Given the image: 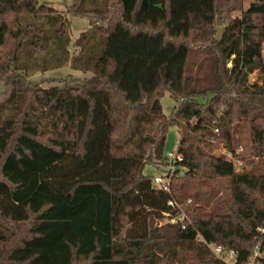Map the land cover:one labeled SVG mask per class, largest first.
<instances>
[{
    "label": "trees",
    "instance_id": "1",
    "mask_svg": "<svg viewBox=\"0 0 264 264\" xmlns=\"http://www.w3.org/2000/svg\"><path fill=\"white\" fill-rule=\"evenodd\" d=\"M83 1L68 12L105 35L91 77L42 88L20 64L35 28L23 18L55 19L56 67L78 63L65 25L38 0H0V264H225L206 245L236 251L235 264L258 243L264 253V83H247L264 74V0L220 40L216 14L234 0H96L89 11ZM32 42V57L47 48ZM243 123L251 147L237 171L210 148L234 151ZM173 125L187 172L166 194L142 170L161 169ZM168 200L188 213L184 230L156 223Z\"/></svg>",
    "mask_w": 264,
    "mask_h": 264
},
{
    "label": "rangeland",
    "instance_id": "2",
    "mask_svg": "<svg viewBox=\"0 0 264 264\" xmlns=\"http://www.w3.org/2000/svg\"><path fill=\"white\" fill-rule=\"evenodd\" d=\"M73 1L74 0H38V3L49 5V7H51L57 13L56 16L58 20L62 21L65 25L66 32L69 36V42L66 49L70 57L75 56L78 58V63L75 66H71L69 63L56 67L54 65L56 64V61H58L57 58L50 60L51 53L54 51L55 45L57 44V36L55 37L53 34V30L55 28V19H48L47 17L35 20L30 16H25L23 18V24H34L35 28L32 31V35L27 41L24 50L20 54V58L23 61L20 64L23 71L30 73L29 79L33 82L39 83L42 88H48L51 86L62 87L66 85L72 86L74 88H80L82 83L91 77V66L105 46V35H102L96 31L95 27L90 26L89 18L83 16H74L72 13L68 12V9L73 4ZM252 1L254 0H234L227 4V6L221 8V12L217 13L215 17V30L213 38L215 39V35L217 33V18L219 22L218 25L222 30V38L224 29L226 25H228L229 20L240 16L241 11L245 10ZM80 9L85 11L96 9V0H94V6H92L90 1L84 0L83 3H81ZM92 19L95 23H100L101 25L107 24V20L103 19L102 17L95 16L92 17L91 20ZM57 26L59 25L57 24ZM36 37L40 38L41 40L46 39L47 48L45 50L34 49L35 55L32 57L29 54L30 50L33 48L29 46L33 43L32 41H34ZM194 56H196L195 52ZM254 82H257L258 84L264 83V74H250L247 78V83L252 84ZM1 90L2 85L0 84V91ZM159 102L162 113L165 116H168L172 109L176 107L175 101L166 91L160 96ZM181 124L182 125L180 126H183V123ZM187 131L188 129L184 133H187ZM181 134L182 133L179 126L176 127L173 125L168 128L165 138L164 155L171 151H175L178 148ZM236 138L237 142L234 143V146L242 149L238 156L241 154L242 156H247L250 152L251 142L248 125L246 123H243V125L238 129ZM220 144L217 146H212L210 148V152H212L214 155H219L218 147ZM246 168L248 169L249 165H247ZM161 171V169H157V167H155L153 164H146L142 170V175L153 178L155 176L161 175ZM156 223L158 225L164 224L163 220H159ZM262 232H264V230L261 231V233Z\"/></svg>",
    "mask_w": 264,
    "mask_h": 264
},
{
    "label": "built area",
    "instance_id": "3",
    "mask_svg": "<svg viewBox=\"0 0 264 264\" xmlns=\"http://www.w3.org/2000/svg\"><path fill=\"white\" fill-rule=\"evenodd\" d=\"M215 137L219 136V130L213 129ZM213 145L215 140L210 141ZM219 155L225 157V159L233 164L235 169L238 171L242 167L241 160L237 158L242 151L241 148H236L234 151L228 150L225 146L220 144L218 147ZM165 160L160 167L162 172L161 175L152 178L151 186L155 191L170 194L171 183L173 180L182 179L185 177L187 168L182 163V155L178 152V148L175 151H171L164 156ZM190 204V200L187 201L186 205ZM169 208L168 213H163V222L172 225H181V230H184L189 225L188 213L185 209L176 203L174 200H168L166 203ZM264 234V232H262ZM261 243H258L252 252L251 257L246 264H262L264 261V253L260 251ZM210 249L211 253L221 262L225 264H235L238 254L236 251L224 250L220 246L206 245Z\"/></svg>",
    "mask_w": 264,
    "mask_h": 264
},
{
    "label": "water",
    "instance_id": "4",
    "mask_svg": "<svg viewBox=\"0 0 264 264\" xmlns=\"http://www.w3.org/2000/svg\"><path fill=\"white\" fill-rule=\"evenodd\" d=\"M216 24H217V33L215 35V39L216 40H220L221 34H222V30H221V27L218 25L219 24L218 18L216 19ZM181 127H182V132L184 133L187 130V128L185 126H181Z\"/></svg>",
    "mask_w": 264,
    "mask_h": 264
}]
</instances>
